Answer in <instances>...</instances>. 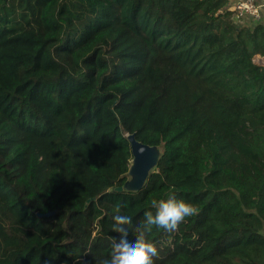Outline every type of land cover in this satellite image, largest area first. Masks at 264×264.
I'll list each match as a JSON object with an SVG mask.
<instances>
[{"label":"trees","instance_id":"1","mask_svg":"<svg viewBox=\"0 0 264 264\" xmlns=\"http://www.w3.org/2000/svg\"><path fill=\"white\" fill-rule=\"evenodd\" d=\"M250 22V23H249ZM264 23L229 0H0V264H103L153 199V264H264ZM163 145L117 191L128 134Z\"/></svg>","mask_w":264,"mask_h":264},{"label":"clouds","instance_id":"2","mask_svg":"<svg viewBox=\"0 0 264 264\" xmlns=\"http://www.w3.org/2000/svg\"><path fill=\"white\" fill-rule=\"evenodd\" d=\"M152 207L143 213V219L137 221L135 230L129 222L133 213L128 209L118 208L116 223L120 230L113 240L112 251L104 257L103 264H153L157 248L145 238L153 226L165 230H174L178 223L191 215L194 206L175 194L167 198L151 201Z\"/></svg>","mask_w":264,"mask_h":264},{"label":"water","instance_id":"3","mask_svg":"<svg viewBox=\"0 0 264 264\" xmlns=\"http://www.w3.org/2000/svg\"><path fill=\"white\" fill-rule=\"evenodd\" d=\"M132 159L125 174L123 185L116 187L117 191L137 192L141 190L149 176L158 171L160 161L164 155L163 145H148L139 141L136 134H128Z\"/></svg>","mask_w":264,"mask_h":264},{"label":"built area","instance_id":"4","mask_svg":"<svg viewBox=\"0 0 264 264\" xmlns=\"http://www.w3.org/2000/svg\"><path fill=\"white\" fill-rule=\"evenodd\" d=\"M229 10L232 18L237 22L247 17L255 21H260L262 18L261 5L258 0H238Z\"/></svg>","mask_w":264,"mask_h":264},{"label":"crops","instance_id":"5","mask_svg":"<svg viewBox=\"0 0 264 264\" xmlns=\"http://www.w3.org/2000/svg\"><path fill=\"white\" fill-rule=\"evenodd\" d=\"M238 0H229V8L233 7V5L237 2ZM258 2L261 5V10H262V18L259 22L264 23V0H258ZM252 20L251 18H245L243 21H241V23L246 22V21H250ZM254 22H257L255 20H252ZM250 23V22H249ZM253 61L258 64L259 66H263L264 67V56L262 55H255L253 58Z\"/></svg>","mask_w":264,"mask_h":264}]
</instances>
